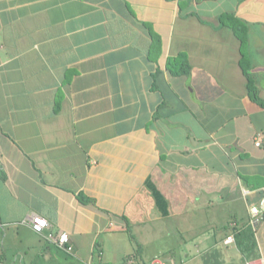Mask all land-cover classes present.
I'll use <instances>...</instances> for the list:
<instances>
[{
	"label": "crops",
	"instance_id": "crops-1",
	"mask_svg": "<svg viewBox=\"0 0 264 264\" xmlns=\"http://www.w3.org/2000/svg\"><path fill=\"white\" fill-rule=\"evenodd\" d=\"M182 1L0 0V262L110 264L121 236L207 214L250 219L264 262V104L218 20L249 25L264 101V0ZM181 52L191 72L173 75Z\"/></svg>",
	"mask_w": 264,
	"mask_h": 264
},
{
	"label": "rangeland",
	"instance_id": "rangeland-1",
	"mask_svg": "<svg viewBox=\"0 0 264 264\" xmlns=\"http://www.w3.org/2000/svg\"><path fill=\"white\" fill-rule=\"evenodd\" d=\"M227 202H225L226 204ZM211 213V212H210ZM199 215L204 214L202 212ZM207 214V213H206ZM242 215H239L241 217ZM245 216V215H244ZM232 217H213L210 214L202 217H193L186 224L184 219L176 220L175 224L169 221L164 227L163 225L154 229L153 232L147 231L145 234L141 232L134 233V237L121 236L127 249L113 251L112 254L118 256L112 259L110 264H129L130 256L139 259V264L143 259L149 262L152 258L158 257L162 261L171 260L175 264H206L205 253L217 239L224 234V230H220L225 222ZM244 217H241L242 221ZM138 240H136V236ZM219 247L228 248L230 254L228 264H243V254L238 250L235 243H218ZM115 252V253H114ZM105 259V264H108ZM96 264H98L96 262Z\"/></svg>",
	"mask_w": 264,
	"mask_h": 264
},
{
	"label": "trees",
	"instance_id": "trees-1",
	"mask_svg": "<svg viewBox=\"0 0 264 264\" xmlns=\"http://www.w3.org/2000/svg\"><path fill=\"white\" fill-rule=\"evenodd\" d=\"M190 2V0H187ZM186 5L184 1L180 2V9L182 10ZM219 25H228L233 28L235 33L239 36L242 41V51L243 59L242 66L249 77V89L252 97L257 100L259 103L264 104V101L260 99L258 95V86L257 80L252 72V64L248 55L246 54V49L250 36L249 25L239 18L234 12H225L219 15L218 17ZM153 32V31H152ZM162 38L156 36L153 32V40L150 50V56L153 60H156L162 52ZM167 67L173 75H187L191 72L192 65L189 61L188 54L186 52H181L177 56L169 57ZM264 219V210L262 213L261 219ZM220 230H224V234L220 239H217L216 242L211 245L212 247L208 249L205 253L206 264H224L221 257H223V252L218 246L219 242L227 243L229 237H233L238 250L249 260L257 259L260 256L259 244L256 237V231L253 225L250 222V219L245 223H240V225H231L227 223L220 227ZM131 231V230H130ZM134 237V234H131ZM135 238V237H134ZM231 244V243H230ZM61 246V245H60ZM65 247V246H64ZM141 260V264H148L145 261Z\"/></svg>",
	"mask_w": 264,
	"mask_h": 264
},
{
	"label": "built area",
	"instance_id": "built-area-1",
	"mask_svg": "<svg viewBox=\"0 0 264 264\" xmlns=\"http://www.w3.org/2000/svg\"><path fill=\"white\" fill-rule=\"evenodd\" d=\"M263 142V136L260 135L257 138V146H260ZM264 210V200L261 202L260 208L258 207H253L252 212L255 217L258 218V215L263 212ZM31 222L29 223L31 227L38 233L42 234L44 231L50 227L49 221L39 215H33L31 218ZM49 239L55 240L59 245L65 246L69 242V234L68 233H60V234H55L53 232L49 233L47 236ZM234 241L233 237H229L227 239V242L231 243ZM0 264H4L2 261ZM158 264H168L167 261H158ZM244 264H264L263 261L261 260H247Z\"/></svg>",
	"mask_w": 264,
	"mask_h": 264
},
{
	"label": "bare ground",
	"instance_id": "bare-ground-1",
	"mask_svg": "<svg viewBox=\"0 0 264 264\" xmlns=\"http://www.w3.org/2000/svg\"><path fill=\"white\" fill-rule=\"evenodd\" d=\"M159 261H162V260H159ZM172 264H175V263H172Z\"/></svg>",
	"mask_w": 264,
	"mask_h": 264
},
{
	"label": "clouds",
	"instance_id": "clouds-1",
	"mask_svg": "<svg viewBox=\"0 0 264 264\" xmlns=\"http://www.w3.org/2000/svg\"><path fill=\"white\" fill-rule=\"evenodd\" d=\"M227 243H229V242H227ZM232 243V242H231Z\"/></svg>",
	"mask_w": 264,
	"mask_h": 264
}]
</instances>
